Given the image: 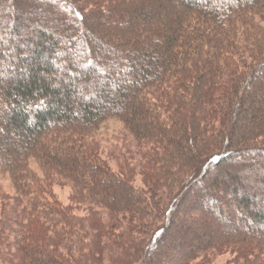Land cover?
Listing matches in <instances>:
<instances>
[{
	"label": "trees",
	"instance_id": "1",
	"mask_svg": "<svg viewBox=\"0 0 264 264\" xmlns=\"http://www.w3.org/2000/svg\"><path fill=\"white\" fill-rule=\"evenodd\" d=\"M116 1L0 0V174L14 188L0 190V264H264L256 197L230 188L252 231L230 220L218 234L204 211L226 196L211 172L264 163V0L125 4L127 19ZM111 118L138 143L145 187L101 157ZM50 181L71 185L70 204Z\"/></svg>",
	"mask_w": 264,
	"mask_h": 264
},
{
	"label": "rangeland",
	"instance_id": "2",
	"mask_svg": "<svg viewBox=\"0 0 264 264\" xmlns=\"http://www.w3.org/2000/svg\"><path fill=\"white\" fill-rule=\"evenodd\" d=\"M119 1L120 0H117L115 4H117ZM153 2H155V0H121L119 3L121 5L119 9L122 11L121 15L127 19V15L132 9L124 7L125 4L131 5L132 7H139L140 4H146L151 7ZM104 4L105 3H103V5ZM113 4L114 1H111L110 5L108 6H112ZM113 23H116V21H113ZM235 63L238 64L236 59ZM96 141L99 146L98 148L100 150L101 157L107 161L109 166L114 171L120 173L123 172L125 175H128V177L131 178L134 184L138 187L146 186L145 175L147 174V168L143 165V161L141 160L138 143L133 139V136L129 133L124 124L119 119L111 118L106 123H104L101 131L96 136ZM236 158L230 159V164H225L222 166L218 171L219 174H217V177L215 175L216 171L211 172L209 175L210 178L212 177V179L216 178V182L212 181L210 183L213 188L226 189L225 199L218 205L215 204L216 202L211 203L208 201H206L204 204V211L209 210L217 217V221L212 225L213 230L215 228H217L215 230H218V228L221 227L223 223H230V220L233 227L240 224V227L243 226L245 231H252L255 228L250 220L251 218L246 216L239 207L237 208L238 204L237 202L235 203L234 200L238 198L230 191V188L232 187H238L237 190L242 192V195L253 196V198L256 197L254 200L255 211H260L258 210L260 207L262 213L264 212V183L260 184L258 182V179L264 175L262 171L264 168V163L262 162L257 164V162L253 161L252 157H248L246 155ZM33 166H36L35 163ZM49 184L50 186H48L46 189L51 193V195L49 194L50 197L53 196L63 205L70 204L73 191L70 184L60 181H50ZM0 190L9 194H13V183L8 175L0 174ZM208 190H210V188ZM206 191L202 190L201 193H203L205 196ZM208 198L217 200L219 197L216 194H212ZM78 213L79 215H82L84 214V211L80 209ZM183 216L184 215H180L178 219L182 218ZM225 216H229V218H226ZM178 219L175 220V226L179 225L180 221H178ZM245 219H247L248 223L243 221ZM260 228L264 229V222L258 227V229ZM218 231L219 234L220 230ZM232 258L233 255L231 253H225L209 264H226ZM192 264L197 263L194 262Z\"/></svg>",
	"mask_w": 264,
	"mask_h": 264
}]
</instances>
